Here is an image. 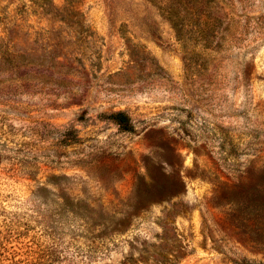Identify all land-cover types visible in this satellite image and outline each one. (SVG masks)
Masks as SVG:
<instances>
[{"label": "rangeland", "instance_id": "rangeland-1", "mask_svg": "<svg viewBox=\"0 0 264 264\" xmlns=\"http://www.w3.org/2000/svg\"><path fill=\"white\" fill-rule=\"evenodd\" d=\"M0 264H264V0H0Z\"/></svg>", "mask_w": 264, "mask_h": 264}, {"label": "trees", "instance_id": "trees-1", "mask_svg": "<svg viewBox=\"0 0 264 264\" xmlns=\"http://www.w3.org/2000/svg\"><path fill=\"white\" fill-rule=\"evenodd\" d=\"M115 123L118 124L121 130L130 131L133 129L130 116L124 111L113 112L111 115Z\"/></svg>", "mask_w": 264, "mask_h": 264}]
</instances>
